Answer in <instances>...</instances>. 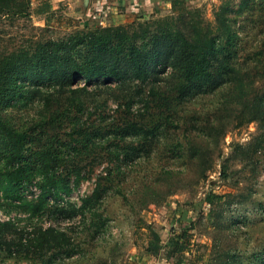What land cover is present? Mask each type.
Returning a JSON list of instances; mask_svg holds the SVG:
<instances>
[{
  "label": "rangeland",
  "instance_id": "374dc122",
  "mask_svg": "<svg viewBox=\"0 0 264 264\" xmlns=\"http://www.w3.org/2000/svg\"><path fill=\"white\" fill-rule=\"evenodd\" d=\"M188 1L183 20L211 23L200 26L216 39L219 75L210 86L182 91L183 75L157 57L146 82L127 71L121 81L60 85L24 67L26 85L0 107L23 139L27 181L20 191L21 180L10 182L12 142L0 133V223H10L3 235L17 243L0 248V264H146L145 223L160 233L158 257L170 264L182 263L165 243L184 225L192 237L183 264H264V0ZM74 22L4 21L0 43L67 42ZM151 41L138 44L151 51ZM91 50L80 45L73 54L84 59ZM113 57L124 63L123 54ZM45 146L58 159L48 173L39 165ZM211 192L223 200L209 205Z\"/></svg>",
  "mask_w": 264,
  "mask_h": 264
},
{
  "label": "trees",
  "instance_id": "16d2710c",
  "mask_svg": "<svg viewBox=\"0 0 264 264\" xmlns=\"http://www.w3.org/2000/svg\"><path fill=\"white\" fill-rule=\"evenodd\" d=\"M32 3L33 0H0V24L4 21L13 23L18 19L31 20L33 14L38 13V11L32 10ZM188 11V0H171V10L167 12L169 15L161 19H154L153 22H148L150 21L148 17L134 20V22L144 20L139 30L134 29L133 24L104 26L93 21L82 25L77 24L75 30L70 33L67 42L64 39L52 38L35 40L30 36L25 39L24 45L19 47H9L0 43V107L13 102L26 85L27 78L23 77L24 85L20 86L22 84L20 73L27 64L33 65L37 69L35 74L30 76L34 80L44 78L49 82L71 86L81 78L84 80V84L91 85L106 76L121 81L123 78L121 75L127 71H131L134 78L146 82L152 67L151 58L157 57L163 62L164 70L171 67L183 75L182 91L187 88L214 84L217 75H219L214 71L215 66L212 60L216 52V39L209 31L200 26L202 24L210 27L211 23L204 25L202 20L199 25L193 19L183 20ZM41 12L43 10L39 11V13ZM160 12L162 11L155 9L149 17L154 16L155 13L160 14ZM221 23L224 26L223 33L227 32L231 35L230 26L224 21ZM47 27H51L48 20L42 28ZM146 38L152 40L151 51L148 49L150 44L144 47L138 44V39ZM8 40L13 42V37ZM116 44L118 51L115 49ZM80 45H86L92 49V53L84 59L73 54V50ZM116 52L124 55V63H118L115 60L113 56L116 55ZM0 133L9 137L12 142L11 166L13 169L9 171L10 182L21 180L15 185L16 190L20 191L24 183H27L23 180L26 174L21 165L23 139H20L18 130L9 126V123L3 119L1 110ZM38 156L39 165L46 173L57 166L58 159L54 155L52 147L45 146L39 149ZM221 174H228L226 167H223ZM99 191L100 188H97L95 197L100 196ZM223 198L222 194L211 192L207 195L206 201L211 205L221 202ZM239 222L238 219L235 220L236 225ZM9 227L10 223L8 222L0 223V248L6 245H17V243H10L3 235L6 234ZM144 227L148 231L145 253L151 257L148 262H156L159 260L158 254L163 248L161 235L147 223ZM59 234L64 236L63 233ZM191 237L192 233L185 225L182 231L173 234L165 243L169 258L179 257L180 263L183 264L185 254L191 251ZM32 241L34 240L32 239ZM239 256L240 253L232 257L237 260Z\"/></svg>",
  "mask_w": 264,
  "mask_h": 264
},
{
  "label": "crops",
  "instance_id": "0c3cea01",
  "mask_svg": "<svg viewBox=\"0 0 264 264\" xmlns=\"http://www.w3.org/2000/svg\"><path fill=\"white\" fill-rule=\"evenodd\" d=\"M155 9L169 12L171 0H33L32 3V10L38 11L33 14L34 21L40 24L44 21L43 26L47 20L51 25L56 22L62 26L68 21L81 25L93 21L104 26L119 25L149 17Z\"/></svg>",
  "mask_w": 264,
  "mask_h": 264
},
{
  "label": "water",
  "instance_id": "95a60500",
  "mask_svg": "<svg viewBox=\"0 0 264 264\" xmlns=\"http://www.w3.org/2000/svg\"><path fill=\"white\" fill-rule=\"evenodd\" d=\"M165 260H159L156 264H162ZM167 261V260H166Z\"/></svg>",
  "mask_w": 264,
  "mask_h": 264
},
{
  "label": "built area",
  "instance_id": "2783aa9c",
  "mask_svg": "<svg viewBox=\"0 0 264 264\" xmlns=\"http://www.w3.org/2000/svg\"><path fill=\"white\" fill-rule=\"evenodd\" d=\"M157 262H148L146 264H156Z\"/></svg>",
  "mask_w": 264,
  "mask_h": 264
}]
</instances>
